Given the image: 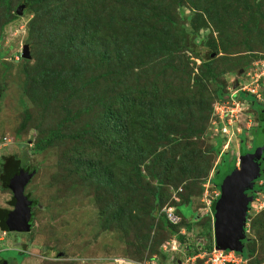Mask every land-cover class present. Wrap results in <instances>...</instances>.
<instances>
[{
	"label": "rangeland",
	"instance_id": "1",
	"mask_svg": "<svg viewBox=\"0 0 264 264\" xmlns=\"http://www.w3.org/2000/svg\"><path fill=\"white\" fill-rule=\"evenodd\" d=\"M89 1L70 0L69 4L79 13L86 12L93 20L100 15L106 19L116 15L118 19H132L133 26L137 27L146 19L149 25L153 23L160 31L168 33L163 36L168 44L170 41H181L179 32L171 30L172 22H185L186 28L195 33V42L200 50L204 54L212 53L217 81L224 85L228 93H235L239 83L254 80L255 74L264 70L259 62H264V0H93L95 6L86 8ZM16 2L13 0L12 6L17 17L6 22L3 30L0 28V158L8 154L27 157L24 170L35 171V174L25 192L30 199L37 201V205L33 207L30 231L13 234L0 228V258L16 254L20 257L19 260L13 259L16 264H118L117 259L141 261L138 259L158 256L161 261L158 258L156 264H161L162 260L163 264H175L185 261L196 246L203 249L207 243V238L199 236L207 205L203 199L206 193L213 194L214 190H218L213 177L220 157H215L209 175L201 182L203 189L200 195L195 196L194 205L183 203L178 206L185 220L193 221L196 212L197 217L202 219L190 232L186 231L185 222L179 224L178 233L185 231L186 239L173 243L178 234L174 235L163 226L158 216L162 215V207L154 217H149L147 205L140 207L138 217L142 219L129 222L127 229L106 224L109 215L103 214L106 202L102 197L110 188L107 183L99 184L91 176L85 161L93 155L89 142L91 138L87 134L83 139H58L43 151L34 148L40 138L58 127L62 132L72 134L96 128L102 114L97 106L100 98L119 95L129 85H146L157 79L161 86L172 82L167 89L169 94L174 93L173 96L177 97L171 102L175 119L169 120L168 126L162 120L160 124L168 129L166 132L169 135H179L188 126H194L199 115L206 114L207 107L215 112V105L220 101L216 98V82L209 78H203V83L195 82L204 70L202 59L186 51L169 53L170 59L159 52L155 57V51L145 52L143 43L138 41L130 49L129 58L119 62L120 68H114V64L113 67L97 64L99 56L87 57L86 53L90 66L87 64L82 77L87 80V90L79 83L77 87H80L73 95L68 88L56 91L50 84L45 85L39 80V73L47 66H63V62L52 61L55 55L64 60V55L68 57V46L64 45L68 39V19L61 21L68 9V1L59 11L55 9L59 6L57 4L44 6L40 3L24 9L22 13L17 12L22 3L16 5ZM202 13L207 17L206 21L198 17ZM187 16L189 19L186 20ZM33 18L35 24L32 23ZM5 20L4 10L0 8V26ZM58 22L62 23L59 25ZM95 29L93 23L90 32ZM112 32L109 44L122 47L125 39L116 41L119 37L117 33L122 32L118 23ZM190 37L193 38L192 35ZM25 44L30 45V58L22 55ZM115 53L113 50L112 57ZM117 70L121 73H116ZM160 85L158 87L162 89ZM174 86H178L176 91ZM198 95L203 100L198 97L195 103L191 98ZM244 100L236 110L237 127H229L227 133L222 134L216 129L213 118L209 127L215 135L219 133L224 138L221 147L236 155L237 166L242 155L240 145L246 149L253 148L250 129L258 125L251 101L248 98ZM190 108L195 111L183 117L180 110L185 113ZM242 121L243 126L240 124ZM135 130H139V119ZM243 133L247 135L245 141L241 138ZM205 138V135L201 136V139ZM170 173L167 168L166 174ZM179 173L175 175L174 172V178H178ZM117 174L119 178L120 174ZM222 178L221 175L216 176L215 180L221 184ZM114 180L113 184L119 182V179ZM259 183H264V180ZM178 188L170 186L173 197L178 194ZM13 197L12 190L0 188V207L12 210L14 206L10 201ZM260 221H264V193L256 192L249 208L247 235L256 240L253 243L256 248L254 257L263 259L264 264V249L257 238L259 233L264 232V224ZM173 244L176 250L171 248ZM190 246L192 248L188 250ZM153 248L157 250L153 251Z\"/></svg>",
	"mask_w": 264,
	"mask_h": 264
},
{
	"label": "trees",
	"instance_id": "2",
	"mask_svg": "<svg viewBox=\"0 0 264 264\" xmlns=\"http://www.w3.org/2000/svg\"><path fill=\"white\" fill-rule=\"evenodd\" d=\"M12 1L13 0H0V8L4 10V17L6 18L0 26L1 30H3L6 22L17 17V14L14 13L13 10L15 7L12 6ZM67 1L68 9L65 12L68 15L64 13V18L61 19V21L64 22L68 19V29H66V33L68 31V39L64 44L68 46V57L66 54L64 55L65 60L59 55H55V57L59 59L55 57L52 58L53 62H63V66H47L42 69L39 73V80L43 84H50L56 91H63L67 88L68 90L71 89L72 95L74 92L76 93L78 91L76 88L80 87H77L79 83H81L84 88L86 87L87 90V80L84 81L82 77L85 69L88 68L87 64L90 66L86 58V53L88 54L87 57H90V55L99 56V59L96 61L97 64H107L112 67V64H114V68L117 66L120 68L118 65L119 62L127 57L129 58L131 55L130 49L133 44L141 41L145 52L151 53V51H155V57L158 56L159 52L168 56L170 59L169 56L172 53L178 54L179 52L186 51L190 52L191 56L202 59L204 70L202 74H200V77L195 76V82L203 83V78H209L217 83V99L224 101L230 97L231 93L225 91L224 85L217 81V73L212 65V53L208 52L204 54L200 50L199 45L195 42V33L190 32L183 21H173L171 28V30L179 32L181 41H170V44H168L163 39L164 34L167 36L168 33L160 31V29L156 27L157 25L153 23L149 25L146 19L137 27L133 26L132 19L129 20L124 17L118 19L116 15H111L107 19L100 15L93 20L86 12L79 13L77 9L74 10L73 6L69 4L70 0H17L16 5L19 3L26 4L25 10H27L40 3L44 6H49L54 3L59 5L55 7V9L59 11L61 6H64ZM116 1L129 2L131 0ZM94 6L93 0L86 3V8H92ZM198 17H201V19L205 21L207 20V17H205L203 13ZM185 19H189V16ZM62 22H58V24L60 25ZM32 23L35 24V18H33ZM93 23L96 25L97 29L90 32V26ZM117 23L119 24V28L122 29V32L117 33L119 37H117L116 41L118 42L125 39V43L122 47H116L118 46L117 44L113 46L109 44L113 38L111 36L113 34V28ZM106 25L110 27L107 26V28ZM54 29L59 28L54 27ZM111 29L112 31L109 32ZM191 35L193 38L190 37ZM110 46L113 47V49H111ZM113 50L116 51L114 57H112ZM142 55L144 56V54ZM115 72L121 73L120 70ZM189 76L191 79V74ZM171 84L172 82H170V85ZM159 85V79H157L146 85H129V87H126V90L119 95L103 96L97 101V106L102 110V114L99 117V124L96 128L92 130L88 129L82 133L79 131L78 133L72 134L64 133L60 130L61 128L58 127V129L51 131L46 137L40 138L35 143L34 148L43 151L53 145L58 139H83L87 134L91 138L89 141L91 142L90 150L94 155H91L90 158L88 157L85 160L91 176L96 179L99 184L107 183L110 188L105 190L107 193L102 191L106 194L102 197L106 202L102 209L104 211L103 214L109 215L106 224L112 223L121 229H127L129 222L142 219L138 217L140 207L147 205L146 211L149 217H154L161 207L170 204L175 207L177 214L181 216V221L179 223H172L164 214L158 216L163 226L169 228L174 235L177 236L178 234L176 239L178 243H181L185 241L186 235L185 233H178L177 227L179 224L185 222L184 227L190 232L195 223L202 219V217H197L196 212L195 219L193 218V221H187L179 211L178 206L183 203H193L194 205L195 196L200 195L203 189L200 184L209 175L215 157L220 158L219 162L214 167L213 182L215 187L220 190V183L215 180V177L221 175L222 178L228 170L237 167V157L230 153V151H224L222 149L221 145L224 138H222L219 133L215 135L214 131L209 128L212 118L215 117L213 108L209 110L207 107L206 114H200L198 122L195 123L194 126H188L179 135H169L166 132L168 129L160 124V122L162 120L163 123L168 126L169 120L175 119L171 102L177 97L173 96L174 93L169 94L167 89L170 87L169 84L160 85L162 89H159ZM74 89H76V91H74ZM173 89L176 91L178 86H174ZM198 97L200 100H203L201 95L191 99L197 103L198 101H196V98ZM236 98L243 103L245 101L244 98H248L251 101L250 105L256 111L255 119L258 121V125H254L250 129L253 148L246 149L240 145L241 154H244L246 152L255 151L258 147H264V95L262 100H258L253 94L240 91L237 92ZM91 103L93 106V102ZM204 104H206V102ZM91 108L90 104L89 109ZM180 111L183 117H187L188 114L194 112L195 109H187L185 113H183L182 109ZM138 119L139 130H135ZM240 124L243 126L244 122L242 121ZM203 135H205V139H201ZM241 138L242 141H245L247 139L246 133H243ZM212 140L214 142H211ZM26 158L25 155L20 156L17 154L1 156L0 188L2 190H12L11 185L14 177L21 169L25 168ZM228 161L230 165H228V163L224 168H220L221 165ZM260 162L262 174L255 181L254 188L248 190L251 191V195L254 197H256V192H259V194L260 192L264 193V183H259L264 180V150ZM167 168L170 169V174H166ZM174 172L175 175L180 172L178 178H174ZM117 173L120 174L119 178ZM114 179H119V182L113 184L115 183ZM182 182L185 183L181 184ZM170 186L179 187L176 189L178 193L176 197L172 196ZM143 201H148L149 204L138 205L139 202ZM10 202L11 205L14 206V198H12ZM215 204L216 203L213 205L214 209ZM36 205L37 201L33 200L32 207ZM10 210L11 209L8 207H0V228L4 231L18 234V231L12 232L9 230L6 223L7 215ZM260 222L264 224V221ZM104 226L107 228V225ZM201 227V235L199 234V236L207 238V243L203 249H199V247L196 246V248L192 249L189 253L191 255L197 254L202 250L209 251L213 248L212 222L209 215L205 214L203 221H201ZM262 227L264 228V225H262ZM257 238L260 239L259 241L262 243L264 249V232L259 233ZM255 241L247 235L242 241L244 248L243 252L240 253L249 258L250 264H263V259L261 260L254 257L256 248H254L253 243ZM145 246L146 245H144V247ZM191 248V246L190 248L188 247V250ZM154 250L157 249L153 248V251ZM2 257H7L8 261L12 264H16L13 260L14 258L18 260L20 258H18L16 254L13 257L5 255ZM153 258L154 256H150L146 259L151 260ZM156 258L158 259L159 257L156 256ZM143 259L144 258H139L138 260L141 261L137 262L146 260ZM158 260L161 261L160 258ZM2 261L3 259L0 258V263ZM160 263L163 264V260ZM178 263L177 261L175 264Z\"/></svg>",
	"mask_w": 264,
	"mask_h": 264
},
{
	"label": "water",
	"instance_id": "3",
	"mask_svg": "<svg viewBox=\"0 0 264 264\" xmlns=\"http://www.w3.org/2000/svg\"><path fill=\"white\" fill-rule=\"evenodd\" d=\"M26 4L18 6L17 12L22 13ZM215 54V53H214ZM22 55L30 58V45L25 44ZM264 147L240 156L239 166L231 168L224 175L220 184V196L216 200L214 214V237L216 246L221 249L243 252V240L247 236V219L250 203L254 196L247 191L254 188L255 181L262 174L261 157ZM35 171L21 169L11 185L14 208L7 215L6 223L11 231H30L33 222V200L25 189Z\"/></svg>",
	"mask_w": 264,
	"mask_h": 264
},
{
	"label": "built area",
	"instance_id": "4",
	"mask_svg": "<svg viewBox=\"0 0 264 264\" xmlns=\"http://www.w3.org/2000/svg\"><path fill=\"white\" fill-rule=\"evenodd\" d=\"M259 62L264 67V62ZM240 91L251 93L258 100H262L264 95V70L258 74H255L254 80L239 83V86L235 88V93H231L227 100L218 101L216 103L213 123L215 124L216 129L222 132V134L227 133L229 127L236 126L238 119L236 110L239 109L241 104H243V102H240L236 98V92ZM220 193V190H214L213 194H209V192L205 194L203 201L207 204L205 208L206 215H214L213 205L219 198ZM161 211L162 214H164L166 218L172 223H179L181 221V216L177 214L174 206L165 205L161 208ZM182 233H185V231H182ZM173 243H175V240H173ZM164 246L168 248L166 245ZM171 248L176 250V245H171ZM116 261L118 264H156L157 258L154 257L152 260L147 259L143 262L125 259H117ZM178 264H250V261L248 257L244 256L240 252H237L236 250L218 248L216 246L215 237L213 236V248L211 250L199 252L194 255H188L185 261H180Z\"/></svg>",
	"mask_w": 264,
	"mask_h": 264
},
{
	"label": "crops",
	"instance_id": "5",
	"mask_svg": "<svg viewBox=\"0 0 264 264\" xmlns=\"http://www.w3.org/2000/svg\"><path fill=\"white\" fill-rule=\"evenodd\" d=\"M216 202V201H215ZM208 215V214H207ZM211 217V222H212V235L214 236V231H215V227H214V224H215V214L214 215H209ZM187 231V230H186ZM188 232V231H187ZM175 242H178L177 240H175ZM201 252V251H200ZM199 253V252H198Z\"/></svg>",
	"mask_w": 264,
	"mask_h": 264
},
{
	"label": "flooded vegetation",
	"instance_id": "6",
	"mask_svg": "<svg viewBox=\"0 0 264 264\" xmlns=\"http://www.w3.org/2000/svg\"><path fill=\"white\" fill-rule=\"evenodd\" d=\"M248 192L251 195V191H248ZM0 264H12V263L8 261L7 257H5V258H3V261Z\"/></svg>",
	"mask_w": 264,
	"mask_h": 264
},
{
	"label": "clouds",
	"instance_id": "7",
	"mask_svg": "<svg viewBox=\"0 0 264 264\" xmlns=\"http://www.w3.org/2000/svg\"><path fill=\"white\" fill-rule=\"evenodd\" d=\"M247 230V229H246Z\"/></svg>",
	"mask_w": 264,
	"mask_h": 264
}]
</instances>
